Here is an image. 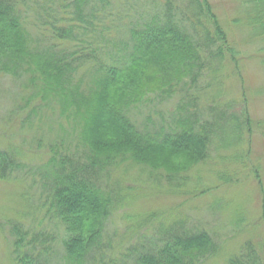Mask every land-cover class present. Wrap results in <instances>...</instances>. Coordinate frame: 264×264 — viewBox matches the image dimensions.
<instances>
[{
  "label": "trees",
  "instance_id": "obj_1",
  "mask_svg": "<svg viewBox=\"0 0 264 264\" xmlns=\"http://www.w3.org/2000/svg\"><path fill=\"white\" fill-rule=\"evenodd\" d=\"M29 1L36 4L39 21ZM97 3L102 0H0V73L26 78L23 86L30 95L25 107L41 99L73 125L75 145L54 150L48 173L50 207L65 227L64 250L73 264H84L101 247L105 224L119 203L102 179L133 163L177 180L207 160L213 137L209 123L178 119L174 130L155 134L137 128L129 113L149 95L171 97L182 87H194L207 63L229 49L208 0H189L180 21L169 2L164 15L139 24L121 14L117 18L122 20H116L108 9L96 23ZM250 5L253 25L264 38V0H250ZM182 107L190 108L182 105L181 112ZM16 159L0 150L1 181L14 175ZM175 232L138 264H202L213 252L208 233ZM12 234L16 264H38L37 240L27 241L19 225ZM255 252L248 243L230 264H256Z\"/></svg>",
  "mask_w": 264,
  "mask_h": 264
},
{
  "label": "rangeland",
  "instance_id": "obj_2",
  "mask_svg": "<svg viewBox=\"0 0 264 264\" xmlns=\"http://www.w3.org/2000/svg\"><path fill=\"white\" fill-rule=\"evenodd\" d=\"M109 1L97 3L96 23L108 9L116 20H122L117 18L121 14L139 24L154 14L164 15L169 2L178 9L180 21L189 3ZM208 1L227 34L229 49L207 63L194 87H182L171 97L149 95L130 110L129 118L140 130L155 134L174 130L178 119L209 123V156L177 180L133 163L102 179L101 185L119 203L105 224L101 247L84 264H138L177 230L210 235L213 252L202 264H230L248 243L254 245L256 264H264V38L253 25L250 0ZM27 5L39 21L36 4ZM25 81L0 73V150L14 154L19 164L8 181L0 180V264H16L15 225L28 233L27 241L37 240L38 264H73L65 254L67 232L50 207L48 188L54 150L75 145L73 125L41 99L25 107L30 95ZM182 105L190 108L182 107L181 112Z\"/></svg>",
  "mask_w": 264,
  "mask_h": 264
}]
</instances>
